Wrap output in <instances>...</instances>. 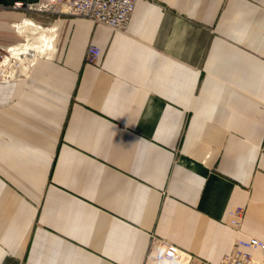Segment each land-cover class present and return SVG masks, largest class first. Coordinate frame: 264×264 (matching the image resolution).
<instances>
[{
	"label": "crops",
	"instance_id": "crops-1",
	"mask_svg": "<svg viewBox=\"0 0 264 264\" xmlns=\"http://www.w3.org/2000/svg\"><path fill=\"white\" fill-rule=\"evenodd\" d=\"M0 0V264H217L264 241V0H138L124 31ZM99 49L95 64L88 46ZM256 264H264L259 252Z\"/></svg>",
	"mask_w": 264,
	"mask_h": 264
},
{
	"label": "built area",
	"instance_id": "built-area-1",
	"mask_svg": "<svg viewBox=\"0 0 264 264\" xmlns=\"http://www.w3.org/2000/svg\"><path fill=\"white\" fill-rule=\"evenodd\" d=\"M138 0H38L36 3L16 1L14 9L38 12L52 16L79 17L91 20L94 24L108 27L112 31H124ZM152 1V0H146ZM33 50L18 48H5L0 46V80L8 78L4 68L9 66L18 68L24 59L30 62ZM99 49L93 45L88 46L85 61L95 64L99 57ZM229 225L235 231L231 244V251L223 256L217 264H256L254 253L259 252L264 262V241L252 237H244L239 232L242 219V209L236 208L228 213ZM146 259L152 264H212L194 258L183 252L177 246L170 244L156 236H151L146 250Z\"/></svg>",
	"mask_w": 264,
	"mask_h": 264
},
{
	"label": "bare ground",
	"instance_id": "bare-ground-1",
	"mask_svg": "<svg viewBox=\"0 0 264 264\" xmlns=\"http://www.w3.org/2000/svg\"><path fill=\"white\" fill-rule=\"evenodd\" d=\"M30 49H35V47L34 46H32V47H29Z\"/></svg>",
	"mask_w": 264,
	"mask_h": 264
}]
</instances>
